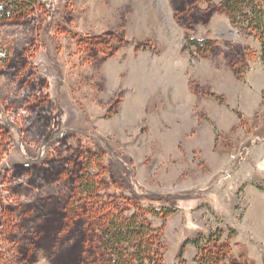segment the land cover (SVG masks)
Masks as SVG:
<instances>
[{
    "label": "rangeland",
    "instance_id": "rangeland-1",
    "mask_svg": "<svg viewBox=\"0 0 264 264\" xmlns=\"http://www.w3.org/2000/svg\"><path fill=\"white\" fill-rule=\"evenodd\" d=\"M225 1L0 0V264H115L113 218L154 264H264V0Z\"/></svg>",
    "mask_w": 264,
    "mask_h": 264
},
{
    "label": "trees",
    "instance_id": "trees-1",
    "mask_svg": "<svg viewBox=\"0 0 264 264\" xmlns=\"http://www.w3.org/2000/svg\"><path fill=\"white\" fill-rule=\"evenodd\" d=\"M32 4L36 0H26ZM19 2V1H16ZM247 4H250L247 2ZM224 5L233 9L231 1L226 0ZM251 13L253 22H255L254 29L258 31L260 37V60L264 67V22L261 20V13L257 10L256 5L252 3ZM244 17H249L245 15ZM192 44H197L195 41ZM261 190L262 187L258 186ZM112 225L104 231L105 240L104 244L110 251L112 250L116 256L115 264H154L153 262V250L151 243L145 239L146 233L139 231L137 224L130 220L119 221L117 218H113ZM136 242L135 250L132 252L127 251L125 244H131ZM125 246V247H124Z\"/></svg>",
    "mask_w": 264,
    "mask_h": 264
},
{
    "label": "crops",
    "instance_id": "crops-1",
    "mask_svg": "<svg viewBox=\"0 0 264 264\" xmlns=\"http://www.w3.org/2000/svg\"><path fill=\"white\" fill-rule=\"evenodd\" d=\"M227 77L229 76L226 74V78ZM215 82H220V77L215 78ZM228 82L231 89L246 88L241 84L238 87L232 80L228 79ZM231 137L232 138H230V136H226L224 138L211 136L207 139V142H209L210 146L203 149V155L205 156V162L208 164V167L213 169L214 172L219 173V171L221 172L230 166V164H232V160L235 157L231 155V152L235 151L236 155H239L240 148L243 144V138L238 140L233 135H231ZM241 158L242 156L239 158L234 172L239 171L242 168L244 158H242V160Z\"/></svg>",
    "mask_w": 264,
    "mask_h": 264
},
{
    "label": "flooded vegetation",
    "instance_id": "flooded-vegetation-1",
    "mask_svg": "<svg viewBox=\"0 0 264 264\" xmlns=\"http://www.w3.org/2000/svg\"><path fill=\"white\" fill-rule=\"evenodd\" d=\"M176 27H178V28H180L181 30H184V31H188L191 28L190 25H182V24H180L179 26H176Z\"/></svg>",
    "mask_w": 264,
    "mask_h": 264
}]
</instances>
